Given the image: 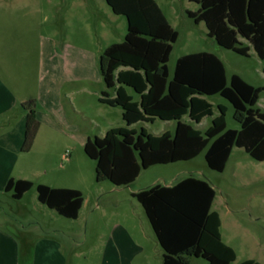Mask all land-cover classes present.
I'll return each instance as SVG.
<instances>
[{"label":"rangeland","instance_id":"374dc122","mask_svg":"<svg viewBox=\"0 0 264 264\" xmlns=\"http://www.w3.org/2000/svg\"><path fill=\"white\" fill-rule=\"evenodd\" d=\"M171 27L178 32L171 43L167 67L172 78L176 59L192 52H211L224 64L227 77L238 74L253 86H264V56L248 40V56L217 45L208 35L204 22L194 23L186 11H196L198 4L189 0H155ZM127 33L126 18L112 12L106 0H0V70L28 85V93L38 94V82L58 69H47L45 59L83 61L78 74L86 78L69 83L67 121L56 132L42 119L31 149L23 152L6 145L0 153L3 178L26 176L33 186L21 199H7L0 193V232L10 233L24 247H35L36 255H14L15 264H161L163 250L140 203L132 192L153 184L171 185L193 176L209 181L215 190L212 210L220 218V234L235 252V264L251 259L264 264V161L251 158L243 148L233 146L223 171L210 169L204 150L189 160L155 164L142 169L126 186L108 180L97 182L95 161L83 150L89 136H103L108 122L122 123V106L98 102L107 89L99 70V56L112 43L121 42ZM48 56V55H47ZM131 95L135 92L129 89ZM214 115L218 105L226 107V128L238 129L233 107L220 95L206 97ZM264 91L256 107L264 111ZM37 104V103H36ZM86 116L98 120L91 125ZM183 120L200 130L211 117L196 125L186 115ZM116 122V123H115ZM118 122V123H117ZM124 125V124H123ZM174 121L155 118L145 122L151 134L173 131ZM139 130L140 125L134 126ZM66 153L67 159L61 158ZM69 155V156H68ZM36 182L79 186L83 203L75 219H68L37 200ZM100 189L101 193L97 194ZM21 249V248H20ZM3 259L11 261L10 255ZM8 259V260H7ZM189 264H208L202 257H188ZM2 261V262H4Z\"/></svg>","mask_w":264,"mask_h":264},{"label":"trees","instance_id":"16d2710c","mask_svg":"<svg viewBox=\"0 0 264 264\" xmlns=\"http://www.w3.org/2000/svg\"><path fill=\"white\" fill-rule=\"evenodd\" d=\"M199 2L196 11H186L194 23L204 22L208 35L219 46L248 56V38L264 56V0H189ZM113 13L124 15L127 33L121 42L107 46L99 56V70L107 90L99 101L122 106L123 126L109 128L103 136L88 138L83 150L95 161L97 182L115 186L132 183L142 169L155 164L189 160L204 150L207 166L223 171L233 146L253 159L264 161V111L256 107L264 86H253L238 74L226 75L222 61L211 52H192L176 59L169 79L167 62L178 32L168 23L155 0H106ZM125 68V69H121ZM128 69H133L132 71ZM264 72V68H263ZM123 85L139 95L132 101ZM220 95L233 107L238 129H225V106L213 116L204 96ZM264 105V100H263ZM26 111L21 151L31 149L39 128L36 101L22 104ZM139 109L142 111L140 112ZM194 124L211 117L204 130ZM174 120L173 133L151 134L139 122L155 118ZM28 179L10 177L4 191L20 199L32 186ZM37 200L59 215L75 219L83 203L74 188L35 185ZM132 196L142 206L161 249V264H189L188 257H202L208 264H235L234 250L222 240L220 218L211 210L215 190L204 179L186 176L171 185L153 184ZM237 264H258L247 259Z\"/></svg>","mask_w":264,"mask_h":264},{"label":"crops","instance_id":"0c3cea01","mask_svg":"<svg viewBox=\"0 0 264 264\" xmlns=\"http://www.w3.org/2000/svg\"><path fill=\"white\" fill-rule=\"evenodd\" d=\"M195 3H197L199 6V2H195ZM50 45L51 47L48 46L47 48L44 49V51H47V55H48V56L46 55L47 58L45 59L44 64L47 69L54 68V69H58V71L56 74H52L51 76L47 77L46 80L38 82V86H37L38 94L36 96L35 94H32V93L30 94L27 92L29 91L28 90L29 87L28 85L26 86V84H29V83H25L24 87H22V82H20V80H16L10 75H1V74H4V70H0V140H5L6 145L11 144L12 147L16 149L20 147V150H21V145L23 142L26 111L23 108L22 104L28 100L34 99L37 103L36 104V118L39 122V126H40V123L42 122V119L44 118L45 120L49 121L50 126L53 127V129L56 132H61L62 126L65 125L67 121V104H68V99H69V91L67 90L68 84L78 83V81H82V80L84 81L86 79L82 75L78 74V70L82 66L83 61L65 60V61H60V62H56L52 64V62H50V60L48 59V57L50 56V51L53 48V44H50ZM121 69H125V68H121ZM128 70L132 71L133 69H128ZM123 88L125 90V95L128 98H130L132 101H136V102L139 101V95L136 93H135L136 97L131 95V93L129 92V89L131 88L129 86L123 85ZM111 90L112 92L108 91L109 96L114 97L115 89H111ZM102 91L104 90L100 91V95L97 98L99 103H101L99 101V97L101 96ZM204 97L206 98L208 96H204ZM219 105H222V104H219ZM139 111L142 112L140 109ZM213 116L215 115L213 114ZM86 118L91 125H96L98 122V120L94 117L86 116ZM182 120H183V117H182ZM121 121L122 123H119V124H114V122H111V121L108 122L105 132L111 127L123 126L124 122L122 119ZM168 121H171V120H168ZM200 122L197 123L196 125L200 124ZM144 123L145 122H139L137 124H139L140 126H143ZM175 124L176 122L174 121L173 131L175 128ZM135 125L136 124L132 125L131 127H134ZM225 129H226V126H225ZM173 131L172 132L168 131V132L173 133ZM88 138L90 137L88 136L86 140ZM1 150L3 152V149L0 146V153H1ZM2 154H4V152ZM64 154L65 153L61 155V158H63ZM0 171H1V168H0ZM1 174L2 173H0V193L2 191L5 192L4 186L10 177L14 179L31 180L29 177H26V176L14 177L10 175L7 176V178L5 179L3 178ZM207 182L213 187V185L209 181ZM38 183H44V182H36L35 184H38ZM46 185L50 187H66V188L78 189L82 192V195H83V191L81 188H79V186H73V185H67V184L52 185L48 183H46ZM96 193L97 194L101 193V190L98 189ZM5 198L10 200L11 195L10 194L6 195ZM211 210H212V205H211ZM213 211H216V210H213ZM23 243H24L23 244L24 247L23 246L20 247V243H18L16 239L13 238V236L10 233L6 234L4 232H0V264H5L6 260L4 261L3 259H5L4 257L6 255L7 256L10 255L11 261L9 264H15L14 255H36L35 247L34 248L31 247L30 243H28L27 241H24ZM29 264H34V263L31 261V263Z\"/></svg>","mask_w":264,"mask_h":264},{"label":"built area","instance_id":"2783aa9c","mask_svg":"<svg viewBox=\"0 0 264 264\" xmlns=\"http://www.w3.org/2000/svg\"><path fill=\"white\" fill-rule=\"evenodd\" d=\"M66 157H67V155H66V153L63 155V159H66Z\"/></svg>","mask_w":264,"mask_h":264}]
</instances>
